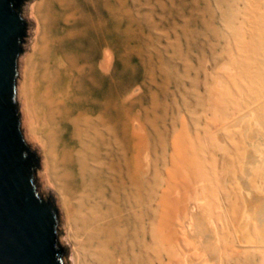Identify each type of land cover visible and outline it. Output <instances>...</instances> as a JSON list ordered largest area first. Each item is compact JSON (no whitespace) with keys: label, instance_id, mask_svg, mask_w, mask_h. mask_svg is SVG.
I'll return each mask as SVG.
<instances>
[{"label":"bare ground","instance_id":"1","mask_svg":"<svg viewBox=\"0 0 264 264\" xmlns=\"http://www.w3.org/2000/svg\"><path fill=\"white\" fill-rule=\"evenodd\" d=\"M106 1L79 0V3L82 8L89 6L97 11ZM261 1L255 5L258 12L253 19L249 18L250 22L238 21V14L243 15L245 8L242 12L234 9L227 18L243 50L240 57L236 55L239 77L234 84L239 95L231 92V79L225 73L231 74L233 68L230 62H224L220 65L224 72L215 83L221 105L214 108V114L221 126L216 131L211 126L205 127V138L213 139L209 143H223L225 135L237 143L236 152L230 150L229 156L228 148L223 150L227 152H224L227 157L222 158L224 172L219 170L217 158L205 157L206 154L196 160L198 156L193 153L194 159L192 156L186 161L188 164L190 160L188 165L183 163L185 160L179 162L185 166L183 173L188 181L182 188L184 191L180 190V184L177 193L183 191L182 203L186 205L168 208L167 219L159 231L154 202L157 186H150L147 199L144 193L141 139L131 142L137 150L134 164L128 162L124 152L125 101H117L113 96L114 86L108 72L107 24L85 14L65 22L64 13L76 10V1L29 2L30 15L38 23L44 15L55 30L62 24L68 28L83 26L78 35L68 38L57 35L52 55L32 71L28 69L27 55L20 56L22 75L17 82L22 129L27 140L42 147L41 174L60 192L59 204L65 211L68 227L66 237L74 244L73 264H82L84 255L90 256L93 264H157V261L224 264L237 251L251 252L264 262V2ZM80 40L87 42L85 50H79ZM100 46L104 52L102 67L92 61ZM233 104L239 108L235 117L230 110ZM118 123L119 130L114 128ZM217 146L216 150L221 149L219 146L228 147L227 143ZM116 148L123 150L118 156ZM226 226L233 229L226 233ZM228 234L242 246L240 249L235 248V240L231 242ZM230 243L233 247L229 248Z\"/></svg>","mask_w":264,"mask_h":264},{"label":"rangeland","instance_id":"2","mask_svg":"<svg viewBox=\"0 0 264 264\" xmlns=\"http://www.w3.org/2000/svg\"><path fill=\"white\" fill-rule=\"evenodd\" d=\"M31 1H23V13L29 23V34L24 36L28 40L23 41L26 48L21 54V57L24 55L28 57L29 71L35 69L50 54L52 55L53 43L57 35L65 38L73 34L78 35L83 27L79 24L75 28H68L66 24H62L55 30L49 26V20L44 18V15L40 16L38 23L34 16L31 17L28 9ZM72 1H76L78 6L76 10L64 13L65 22L85 14L107 24L110 52L108 72L114 86L113 96L117 101L120 99L125 101V138L127 140L124 152L128 162L134 164L137 160V150L133 148L131 142L134 139H141L140 155L144 193L147 199L150 186H157V199L155 198L154 202H157V231H159L164 220L167 219L166 211L170 210L168 208L175 207L177 204L186 205L182 203L184 202L182 188L188 179L183 173L185 166L179 162L185 160L183 163L188 165L190 160L188 164L186 161L188 162V158L194 159L193 153L198 156L196 160H201L202 154H206L205 157H216L219 170L223 169L221 172H224L225 164L222 158L227 157L231 153L230 150L236 152L237 143L233 139H227L223 135V143L216 141L219 145L227 143L228 147L223 148L215 141L209 143L213 139L209 140L208 136L206 138L205 136L209 126L212 131H216L221 126L220 119L214 114V108L221 105L220 91L218 92L215 83L218 75L224 72V69H220V65L224 62H230L233 68L231 74L225 73L227 79H231L229 82L233 88L231 92L234 91V95H239L234 84L235 78L239 77L236 72L238 71L236 55L240 57L238 55L243 50L240 49L238 39L234 36L227 18H230L228 16L234 9L242 12L243 8H247L244 9L243 15L248 14V18L247 15L244 18L242 14H238L239 18H244V20L238 18V21L245 22L248 19L246 23L250 22V19H253L258 12V7L255 5L261 0H107L97 11H92L89 6L82 8L79 0ZM240 6L242 10L238 8ZM87 45L86 41L80 40L79 50H85ZM103 56L104 52L100 46L92 60L93 63L102 67ZM231 104L229 106H232ZM230 110L233 116L239 113L237 105ZM117 125L114 128L119 130L120 124ZM28 142L42 155V166L38 165L40 192L45 197L52 194V191L55 192L60 207L61 240L68 246L64 251L65 263L73 264L74 244L66 237L68 227H66L65 211L59 204L60 192L57 187L45 180L44 173L41 174L42 147L37 142L29 140ZM231 142L233 147L236 144L234 148ZM215 146L221 149L218 151ZM224 149L229 151L228 154L223 151ZM122 151L116 148L117 156ZM224 152L227 155H224ZM160 177L162 180L165 179L160 181V183L164 182L162 184L159 183ZM171 185H173L172 188ZM179 186L181 189L178 188ZM186 187L188 189L187 185ZM177 189L183 191L178 194ZM223 192L226 191L223 190ZM171 216H173L172 213ZM171 218L173 220L174 217ZM227 227L225 231L223 230L226 233L233 229L229 226L227 231ZM228 236L231 242L235 240V248L242 247L231 234ZM228 247L233 246L230 243ZM192 252L195 256L193 250ZM226 260L224 264H264L260 257H254L251 252H232ZM82 264H93L90 256L84 255Z\"/></svg>","mask_w":264,"mask_h":264},{"label":"water","instance_id":"3","mask_svg":"<svg viewBox=\"0 0 264 264\" xmlns=\"http://www.w3.org/2000/svg\"><path fill=\"white\" fill-rule=\"evenodd\" d=\"M24 0H0V264H66L55 192H40L41 153L22 129L17 91Z\"/></svg>","mask_w":264,"mask_h":264}]
</instances>
